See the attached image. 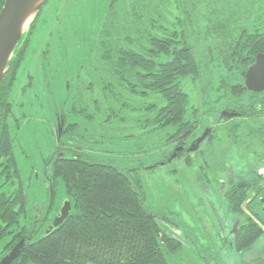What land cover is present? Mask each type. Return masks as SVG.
Instances as JSON below:
<instances>
[{"label": "trees", "instance_id": "obj_1", "mask_svg": "<svg viewBox=\"0 0 264 264\" xmlns=\"http://www.w3.org/2000/svg\"><path fill=\"white\" fill-rule=\"evenodd\" d=\"M3 2L0 0V9ZM43 6L18 43L0 84V168L6 165L8 171L0 189L7 186L13 191L10 197L9 191L0 194V246L15 235L24 213V186L15 182L19 177L14 159L6 158L13 147V130L19 128L18 121L15 126L8 123L11 107L16 104L15 94L19 92L18 104L22 106L44 95L52 100L56 87L53 84L58 80L62 81L64 95L59 100L55 98L57 110L72 120L62 138L70 141L71 150L69 159H55L48 172L43 167V173L54 195L70 201L71 211L59 227L35 240L36 231L30 233L27 229L23 233L25 245L11 257L8 254L17 246L14 242L18 238L14 236L5 249L3 246L0 257L9 258H3L1 264H178L186 242L195 245L199 236L193 231L181 232V222L149 205L140 175L144 169L153 170L177 159L195 171L202 194L212 193L231 224L239 220L235 236H228L221 228L216 231V240L209 238L210 248L203 253L205 264H225L231 254L245 256L250 252L264 238V219L246 207L247 195L225 196L226 200H221L218 172L226 168L223 163L229 160L234 147L238 156L243 155L239 157L253 155V162L259 161L261 154L251 148L264 147V93H249L243 83L256 55L264 54V0H108L95 28L69 44L64 41L74 57H69L65 49L56 63L51 61L52 49L60 50L55 39L46 44L47 50L40 51L44 83L37 84L43 88L37 94L34 82L38 77L31 76L29 68L39 49L30 47ZM90 10L93 14L97 9L92 6ZM55 16L54 13L52 19ZM213 76L220 83L218 91L224 104L232 103L247 117L240 122H226V128L217 126L218 130H211L199 144L198 152H183L182 146L193 135L214 122L213 107L204 99L189 108L184 82L191 85V92L204 95L212 89L209 81ZM117 89L140 96L158 94L164 101L162 107H154L153 118L155 129H168L164 145H169L170 151L162 154L161 164L122 169L87 155L77 146L88 142L78 134L80 121L93 120L88 109L93 107L95 113L101 108L106 110L104 104L93 106L95 98L103 92L119 101ZM89 93L96 95L92 101ZM105 95L102 99H107ZM68 103L71 106L67 110L64 107ZM74 119L80 121L76 123ZM220 119L216 124L223 123ZM72 136L74 148L73 138L69 139ZM179 148L181 151L168 162ZM193 161L200 163V168H194ZM199 200L203 204V199Z\"/></svg>", "mask_w": 264, "mask_h": 264}, {"label": "rangeland", "instance_id": "obj_2", "mask_svg": "<svg viewBox=\"0 0 264 264\" xmlns=\"http://www.w3.org/2000/svg\"><path fill=\"white\" fill-rule=\"evenodd\" d=\"M107 2L108 0H49L47 5L43 6L40 23L37 25L34 38L31 39L30 47L31 50L39 49V52L35 55L33 65L29 68L31 76L38 77L37 82H34L36 84L34 85L36 87L34 92L40 94L43 91L42 86H38L44 83L43 69L40 64V51L47 50L46 44L55 39L60 50L52 49L51 61L54 60L56 63L59 55H62L65 49L68 50L69 57H74L72 48L67 45L71 40L80 38L81 34L90 31L92 27L95 28L94 26L98 24V17L105 9ZM91 5L97 9L96 13H91ZM54 13L56 16L52 19ZM47 18L50 20L45 24ZM49 31L50 35L48 34ZM75 33L77 36L73 37ZM64 41L68 44L64 45ZM67 69L63 70L67 72ZM216 79L215 76L211 77L209 82L212 89L204 92V95L198 91L192 90L191 92V85L184 82V89L188 92L190 99L189 108L200 101L202 102L203 99L209 107L215 106L221 96L220 90L218 91L220 83L216 82ZM53 85L56 87L50 105L45 106L46 96L44 95L41 96V101L34 100V105L31 107L25 105L24 108L16 106L12 108L14 117L18 119L20 127L19 130H13L17 139L16 143L27 154V158H25L26 168L21 165L20 157H18L17 163L21 167L22 177L27 178V180L30 179V167L34 168L35 175H40V157L45 159L49 148L54 146L52 128L55 127H52V122L53 115L55 111L58 112L59 107L55 98L59 100L60 97H63L64 92L62 81L58 80ZM117 90V95L120 96L119 101L112 100L108 94L105 95L101 92L98 95L100 98L98 96L95 98L97 101L93 106L104 104L106 110L101 108L100 111L95 113L92 107L88 109V112L93 114V120H83L81 122L78 119L80 121L78 134H82L88 142L79 143L80 145L77 146L82 148L81 151L87 155H92L95 159L114 164L122 169H140L142 166L147 168L152 163L158 162L161 164L162 154H168L170 151L169 145H164L168 129H155L153 118L156 115L154 107H162L164 101L158 94L149 93L146 96H140L126 93L120 89ZM18 94L19 92L15 94L16 104L20 100ZM103 95L107 99H102ZM95 96L89 93L88 99L92 101ZM70 106L71 103H68L64 108L68 110ZM29 111L33 114L32 118L29 116ZM22 114H27L30 119H22ZM108 116H110V119ZM78 120L74 119L76 123L79 122ZM8 123L12 126L15 124L12 119H9ZM251 151L261 154L259 160L262 163L258 166L262 165L264 167V147L261 146L260 148L256 145L255 149L251 148ZM236 155L238 156L237 151ZM248 156V160L245 157H239L245 167L242 166L241 162L236 163L235 169L238 170V173L241 174V171L246 172L250 169L249 160H253V155ZM192 159L194 160L195 157H192ZM253 166V169L258 170L259 167ZM239 167H241V171L238 169ZM48 168L49 166L47 170ZM194 173L193 169L185 168L182 161L177 159L173 163L159 165L153 170L144 169L140 174L149 205L155 211L163 210L165 213H169L170 218L174 221L176 219L177 222H181L182 224L178 227L181 232L191 233L193 231L199 236V242L195 245L186 242L188 244L185 246V251L177 258L178 264H205L203 253L204 249L210 248V245L208 246L209 238L216 240V231L221 228L225 230L223 226L226 222V229L229 224L232 225V221L225 218L222 206H218L212 197L208 196L207 198L202 194V190L196 183ZM35 175L31 177V185L37 182ZM27 191L29 192L27 194L28 203H31V205L29 204L30 210L27 217V229H29L30 223L34 220L32 218L33 206L42 203L45 207L47 206L48 190L36 187L29 188ZM31 197L34 198L33 204ZM63 197L57 194L55 200H53V209L48 215V220L44 225H41L39 232L34 235V240L40 237L42 231H45L49 225L48 223L56 214L55 209L63 201ZM199 199H203V204ZM225 259V264H243V261L247 264H264V238L257 242L245 256H237L234 253ZM253 260H257V262H252Z\"/></svg>", "mask_w": 264, "mask_h": 264}, {"label": "flooded vegetation", "instance_id": "obj_3", "mask_svg": "<svg viewBox=\"0 0 264 264\" xmlns=\"http://www.w3.org/2000/svg\"><path fill=\"white\" fill-rule=\"evenodd\" d=\"M244 87H245V84H244ZM245 89H246V87H245ZM248 92L254 93V92H250V91H248ZM263 93H264V91L261 93H255V94H263ZM34 100L41 101L42 98L41 99L33 98L32 99L33 102L28 103L26 105L30 106V107L33 106ZM50 104H51V98L49 96H46L45 97V106H48ZM15 106L19 107V108H24L25 102H24L23 106L19 105L18 103ZM12 108L13 107H11V110H12ZM213 111H214V113L212 114V117H213L214 122L212 121L207 127H204V129H202V131L199 134L193 135V136H195L194 138L192 137L190 140L187 139L186 141L189 140V142L187 143L186 146H182L184 148L183 152H186L191 145H194L196 143L197 139L201 137L202 133L206 129H210V131L211 130L216 131V130H218L217 126H220V128L223 129V128H226V124H229L226 122L233 123L237 119L240 122V120H242V118L247 117L246 114L242 113L239 108L232 107V103L224 104V100H222L221 98H219V100L217 101L215 106H213ZM29 112H30L29 116L32 118L33 114L31 113V111H29ZM236 115H238V116H236ZM53 116H54V119L52 122V127H55V128L54 129L52 128V130H53L52 138H53L54 146L52 148H49V150L47 151L48 154H47L45 159L40 157V162H39L40 175H38V174L35 175V173L33 171L34 168L30 167V170H31L30 174H29L30 179L27 180V178L22 177L21 167H20L19 163H17V159H18V157H20L21 165L23 166V168H26V159L25 158H27L26 157L27 154L24 152V149H22L19 145L17 146L16 135H14V137H13L14 139L12 138L13 139V141H12L13 147H12L11 152L9 153V155L6 158L7 159L8 158L14 159V161L16 163V171H17V174L19 177V179H16L15 182H17V184L18 183L21 184V182H22V184L24 186V194L22 196L24 213L21 214L18 229L15 231V235L7 237L3 241L2 245L0 246V255L3 252V246L5 249L12 242V239L14 236L18 238L14 242L15 246L19 245L18 247H23L25 245V237H24L25 234H23V233L27 232V217H28L29 210H30L29 204L31 205V203H28V197H27V194L29 193L27 190L29 188H36L37 187L38 189L45 188L46 190H48L47 206L45 207L44 203H42L41 205L35 204L33 206L32 218L34 220L30 223V229L28 230L30 233H34V231H36V233L39 232L41 225L42 224L44 225L46 223V221L48 220V215H49L50 211L53 209V205H52L53 200H55L57 195L56 194L54 195L53 191L50 189L49 180H46L44 178L45 176L43 173V167H44V170L46 171L49 164L53 163L55 161V159L64 158V157H65V159H69L67 155H68V153H70V150H71L70 141L65 139V138H62V137L64 136L63 131L66 128V126L72 125L70 123L72 120L71 119L69 120L68 117H66L67 115L65 116L63 114L61 116L59 111L58 112L55 111ZM30 117H28L27 114L26 115L22 114L21 118L25 119V120H29ZM10 119H12L14 123L16 121H18V119H16L14 117L13 112H12V117ZM216 119L223 120V123L216 124L217 123ZM31 123H33V122H31ZM17 124L19 125V121ZM13 126H15V124ZM229 126L233 127V124H230ZM19 129H20V127L18 129L15 128V130H19ZM71 132L69 131V135ZM71 134L74 135V133H71ZM71 138H73L71 141V144L73 145V148H74L75 137L72 136L69 139L71 140ZM205 139L201 143H203L205 141ZM184 144H185V142H184ZM180 148H181V146H180ZM197 150H198V148H197ZM196 151H194V152H196ZM183 152H180V153H183ZM194 152H192V153H194ZM192 157H195V156H192ZM6 158H5V160H6ZM246 159L248 160V157ZM260 159H261V157H260ZM47 161L48 162L50 161V162L48 163ZM239 162H241V161L239 160V156L236 155V149L234 147L232 149V153L229 157V160H227L226 162L223 163V165L226 168L222 169L221 172H218V175H219L218 176V181H219L218 182L219 183V189L218 190L220 191L219 192L220 198H221V200H224V199L226 200L225 196H227V197L231 196L232 197L235 195L242 196V194L247 195L248 201H247L246 207L254 215L264 219V167L262 165L260 167L258 166L262 163V161L259 160V161H254V162L251 161L250 163L248 162L250 164V169L246 172H242L241 167H239L238 169H240L241 174L237 172L238 171L237 169H235V166L237 165L236 163H239ZM2 163H4V162H1V164ZM193 165L195 166L194 168H196V169L200 168V166H201L200 163H196L194 161H193ZM243 165L244 164L242 163V166ZM253 165H256L257 167H259L258 170L253 169L254 168ZM251 166H252V169H251ZM244 167H245V165H244ZM33 175L36 176L37 182L34 185H31L30 180H31V177ZM7 176H8V171L6 170V165H2V167L0 168V186H2V183H5ZM8 191H9V195L7 197H10L11 193L13 191L11 190V188H9L7 186L4 189H0V194H2L4 192H8ZM205 195H207V197L208 196L213 197L212 193L211 192L208 193V191ZM31 199H32V204H33L34 198L31 197ZM63 201H65V200H63ZM218 206H222V205H218ZM59 207L60 206H58L55 209V213L58 212ZM7 208H8V206H7ZM247 215L252 217V215L250 213H247ZM236 222H237V228L234 231V235H233V236H235L237 233L238 224H239L238 219L230 226V228L226 229L225 227H227V226H225L224 227L225 230H223V232L224 233L226 232V234L228 236H231V235H229V233H230V231H232L233 225ZM226 223L224 225H226ZM10 232H11V229L8 231V233H10ZM43 233L44 232L42 231L40 234L43 235ZM20 234H21V237L19 236ZM223 238H225V237H223ZM218 240H220V242L223 243V241L221 239H218ZM230 245H231V243H230ZM10 253L8 254L9 256L11 255ZM4 254H5V252H4ZM8 255H6L7 257L5 255L0 257V264L3 262L2 261L3 258H4V260H6V258H9Z\"/></svg>", "mask_w": 264, "mask_h": 264}, {"label": "water", "instance_id": "obj_4", "mask_svg": "<svg viewBox=\"0 0 264 264\" xmlns=\"http://www.w3.org/2000/svg\"><path fill=\"white\" fill-rule=\"evenodd\" d=\"M46 1L47 0H4L0 9V84L6 74L8 64L18 43L31 26L33 20ZM244 84L246 89L250 92L261 93L264 91V54L256 55L254 64L245 72ZM209 133L210 129H206L201 137L197 139L196 143L191 145L188 152L196 151L199 144ZM179 151H181L180 148L176 149L168 162L174 159ZM70 211V201H63L60 204L58 212L54 215L43 234L47 235L59 227L67 219ZM236 228L237 222L233 225L229 235L233 236ZM18 246L19 245L12 251L11 257H13Z\"/></svg>", "mask_w": 264, "mask_h": 264}]
</instances>
